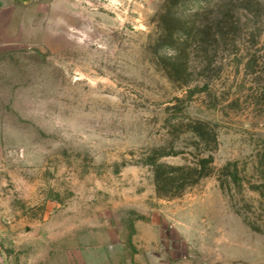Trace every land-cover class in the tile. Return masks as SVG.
<instances>
[{
    "label": "rangeland",
    "instance_id": "1",
    "mask_svg": "<svg viewBox=\"0 0 264 264\" xmlns=\"http://www.w3.org/2000/svg\"><path fill=\"white\" fill-rule=\"evenodd\" d=\"M10 11L0 264H264V0Z\"/></svg>",
    "mask_w": 264,
    "mask_h": 264
},
{
    "label": "crops",
    "instance_id": "2",
    "mask_svg": "<svg viewBox=\"0 0 264 264\" xmlns=\"http://www.w3.org/2000/svg\"><path fill=\"white\" fill-rule=\"evenodd\" d=\"M21 1L22 0H0V24L5 22V16H14V11L11 12L10 10H14L15 7H20ZM10 22L18 23V21L14 19H12Z\"/></svg>",
    "mask_w": 264,
    "mask_h": 264
},
{
    "label": "trees",
    "instance_id": "3",
    "mask_svg": "<svg viewBox=\"0 0 264 264\" xmlns=\"http://www.w3.org/2000/svg\"><path fill=\"white\" fill-rule=\"evenodd\" d=\"M251 1H253V2H255V3H257V4H258V0H251Z\"/></svg>",
    "mask_w": 264,
    "mask_h": 264
}]
</instances>
